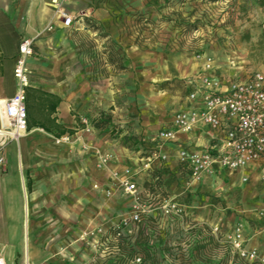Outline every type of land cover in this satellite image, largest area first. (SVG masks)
I'll return each instance as SVG.
<instances>
[{"label": "rangeland", "instance_id": "1", "mask_svg": "<svg viewBox=\"0 0 264 264\" xmlns=\"http://www.w3.org/2000/svg\"><path fill=\"white\" fill-rule=\"evenodd\" d=\"M117 2L125 16L121 49L119 54L115 49L89 53L90 98L72 134L80 143L79 157L73 159L74 176L83 167L89 177L91 165L104 172L95 154L102 150L93 146L98 136L110 139L122 151L140 153L136 132L149 101L159 99L155 107L165 109L167 120L177 111L176 101L186 93L172 71L196 64L201 85L206 80L217 88L256 72L264 76V0ZM110 65L111 69L104 68ZM145 71L151 73L146 85ZM100 75L119 76L108 99L98 95L103 89L97 81ZM87 137L91 138L89 144ZM52 144L58 146L55 138ZM56 178L62 181L63 166H58ZM178 179L161 170L138 182L143 192L139 205L148 212L137 223L131 220L134 210L128 196H120V210L108 214L103 198L88 199L87 211L74 230L76 241L91 250L85 264H259L241 255L255 251L264 258L260 250L250 247L263 228L243 218L238 188H230L220 179L194 188L189 178ZM90 184L84 185L87 194L96 188ZM164 201L174 202L181 213H163L160 206ZM261 212L257 215L264 218ZM95 237L98 240L91 249Z\"/></svg>", "mask_w": 264, "mask_h": 264}, {"label": "crops", "instance_id": "2", "mask_svg": "<svg viewBox=\"0 0 264 264\" xmlns=\"http://www.w3.org/2000/svg\"><path fill=\"white\" fill-rule=\"evenodd\" d=\"M55 1L0 0V103L15 92L13 67L21 40L32 39L34 51L27 60L26 132L18 140L8 141L1 150L4 165L0 167V264H85L91 250L83 249L74 232L87 211L85 203L91 197L103 198L107 205L104 212L108 214L120 210L119 197L124 196L116 191L109 199L105 198L103 190L108 183V174L97 172L93 165L89 177L83 167H79V175H73V159L79 157L80 143L72 134L79 114L87 107L90 98L89 53L91 50L108 52V49L120 53L125 16L120 12L118 0H65L63 10L73 18L72 24L65 28L55 13ZM79 40L81 45L77 43ZM132 48V53H136ZM102 61L105 62V58ZM144 73L140 77L146 85L151 73ZM172 75L186 89L183 98L176 101V113L201 109L198 65L176 69ZM97 79L103 85L98 95L108 99L119 76L100 75ZM134 79L136 81V75ZM228 86L229 83L220 85L216 91L221 93ZM193 92L198 93L191 100L189 95ZM157 100L149 101L141 113L136 132L138 156L122 151L110 139L98 136L93 140V146L112 152L114 159L110 168L137 170L154 146V134L172 129V118L165 120L168 114L163 107H155ZM65 135L71 137L70 144H52L53 138ZM90 140L87 137L85 142ZM219 142L207 126L199 125L188 133L177 132L175 141L163 146L166 162L156 163L151 170L134 177L138 191L143 193L138 182L161 170L178 181L182 176L188 179V170L177 161L178 152L213 151ZM58 166H63V179L59 182L56 178ZM243 178L247 180L243 182ZM218 179L230 188H238L245 213L243 218L263 228L250 247H256L264 255V218L257 215L264 210V184L259 181L258 168L250 166L244 170L226 171L215 167L212 175L203 176L193 187ZM87 181L96 185L88 194L84 186ZM97 240L95 237L91 241V249Z\"/></svg>", "mask_w": 264, "mask_h": 264}, {"label": "built area", "instance_id": "3", "mask_svg": "<svg viewBox=\"0 0 264 264\" xmlns=\"http://www.w3.org/2000/svg\"><path fill=\"white\" fill-rule=\"evenodd\" d=\"M65 0L54 2L55 13L60 18L63 27L68 28L73 18L63 10ZM33 40L22 39L18 46V54L13 67L15 80L14 94L0 105V119L8 124V140H18L26 132L25 90L28 87L27 60L32 57ZM215 83L203 80L200 90L201 109H188L177 112L171 119L172 129L157 131L153 136V148L142 159L137 170L124 168L117 171L110 168L114 156L109 152L95 150L98 167L108 174V183L103 192L110 198L118 191L131 200L134 210L131 220L139 222L141 216L148 210L141 205L143 194L137 189L134 177L149 171L156 163H164L167 156L162 149L164 144L175 141L177 132H192L197 126H207L219 139V144L213 151L189 152L181 150L177 154L178 163L189 172V180L197 184L203 176L212 175L215 167L226 171L244 170L250 166L258 168L259 181L264 184V76L254 73L242 81L231 83L223 92L216 91ZM189 95L193 100L196 93ZM68 135L55 138L58 145L70 144ZM5 140H0V167L4 165L1 150ZM247 179L243 178L245 182ZM160 209L166 215H178L181 209L174 202H163ZM261 215L264 216V210ZM239 233V229H237ZM119 236L118 232H115ZM239 238V234L237 235ZM239 244L237 248L239 250ZM242 256L255 259L264 264V258L255 251L242 252Z\"/></svg>", "mask_w": 264, "mask_h": 264}, {"label": "bare ground", "instance_id": "4", "mask_svg": "<svg viewBox=\"0 0 264 264\" xmlns=\"http://www.w3.org/2000/svg\"><path fill=\"white\" fill-rule=\"evenodd\" d=\"M1 104H2V102L0 103V105ZM0 121H1V119H0ZM7 126H8V124H4L1 121V126H0V140H5V141L8 140L9 133H7L8 131L6 130L7 129Z\"/></svg>", "mask_w": 264, "mask_h": 264}, {"label": "trees", "instance_id": "5", "mask_svg": "<svg viewBox=\"0 0 264 264\" xmlns=\"http://www.w3.org/2000/svg\"><path fill=\"white\" fill-rule=\"evenodd\" d=\"M62 132L59 133V135L61 134Z\"/></svg>", "mask_w": 264, "mask_h": 264}]
</instances>
